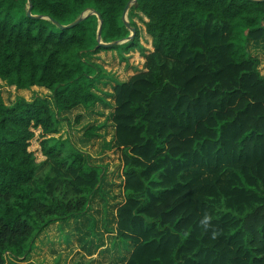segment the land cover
I'll return each instance as SVG.
<instances>
[{
	"label": "trees",
	"instance_id": "1",
	"mask_svg": "<svg viewBox=\"0 0 264 264\" xmlns=\"http://www.w3.org/2000/svg\"><path fill=\"white\" fill-rule=\"evenodd\" d=\"M128 1L0 0L1 85L45 87L51 100L7 105L0 90V264L24 261L50 224L84 216L101 188L106 165L51 135L69 123L64 112L106 104L98 84L109 74L94 55L144 50L129 17L133 39L97 47L130 35ZM131 9L152 51L112 93L124 194L115 233L133 245L125 264H264V60L250 52L264 40V0ZM38 129L40 162L29 150Z\"/></svg>",
	"mask_w": 264,
	"mask_h": 264
},
{
	"label": "rangeland",
	"instance_id": "2",
	"mask_svg": "<svg viewBox=\"0 0 264 264\" xmlns=\"http://www.w3.org/2000/svg\"><path fill=\"white\" fill-rule=\"evenodd\" d=\"M131 18L139 30V42L144 50H135L125 54L122 61L114 50L101 51L94 55L93 61L100 63L108 72L109 78L98 84L103 92L105 105H96L83 114L74 112L68 114L69 123L61 121L58 132L52 137L58 139L69 138L78 148L89 155L91 163L106 165V171L101 188L92 198L88 212L77 219L50 224L35 240L30 255L16 264H125L133 245L120 242L116 238V208L124 201L122 163L120 150L114 146V126L111 121L114 97L113 87L116 82L129 79L136 72L144 70V55L151 49L147 46L151 42L145 38L143 22L146 20L136 10H129L127 18ZM250 52L260 60H264V47L250 45ZM260 73L264 74L262 70ZM0 90L6 104L18 97L26 100L41 94L48 97V93L31 91L19 94L18 90L8 87L5 83ZM51 103L50 98L48 97ZM80 114V119L75 120ZM98 125L97 135L85 137L84 132L91 126ZM38 136V137H37ZM39 135L30 142L29 150L35 155L36 161H43L39 146ZM37 147V149L35 148Z\"/></svg>",
	"mask_w": 264,
	"mask_h": 264
},
{
	"label": "water",
	"instance_id": "3",
	"mask_svg": "<svg viewBox=\"0 0 264 264\" xmlns=\"http://www.w3.org/2000/svg\"><path fill=\"white\" fill-rule=\"evenodd\" d=\"M135 1L136 0H130V1H128L127 4L125 5L124 9H123V12H122V19L124 21V24L128 28V30L130 31V35L127 38H125V39L118 40V41H115V42H110V43H104V42L99 41L97 47L108 48V47H111V46H115V45H118V44L127 42L130 39H133V37L136 34V28L135 27H132L129 24V22L127 20V14H128V11L130 10L132 4ZM30 7H31V3L29 2V7H28V11H27V15H29V16H31L30 15ZM87 15H88V12H84V13L81 14V16L78 19H76L74 22L70 23L69 25H66V26H62V25H59V24L58 25H59L60 28H71V27L75 26L76 24H78ZM96 15H97V17L99 19V22H100V26H99V29H98V37L100 38L102 19H101V17H100L99 14H96ZM33 17H36V16H33Z\"/></svg>",
	"mask_w": 264,
	"mask_h": 264
},
{
	"label": "crops",
	"instance_id": "4",
	"mask_svg": "<svg viewBox=\"0 0 264 264\" xmlns=\"http://www.w3.org/2000/svg\"><path fill=\"white\" fill-rule=\"evenodd\" d=\"M150 42H151V39H150ZM254 44V43H253ZM252 44V45H253ZM255 45V44H254ZM258 46H260V47H264V40H261V41H259L258 42V44H257ZM151 51H152V49H151ZM261 75H263L264 76V74H262V73H260ZM8 87H10V88H15V86H8ZM15 90H18V92H19V94H24V93H30L31 91H39V92H46V93H48L49 95H50V91L48 90V89H46L45 87H41V86H32V87H30V88H28V89H16L15 88ZM40 96H41V94H40ZM33 98H31V100H32ZM16 100V99H15ZM15 100L14 101H12L11 103H9V104H7V105H11V104H13L14 102H15ZM27 101H30V99H27ZM98 105V104H97ZM101 105V104H100ZM74 110H76V111H74ZM113 110H114V108H113ZM78 112V113H81V114H83L84 112H86V109L85 108H83L82 106H78V107H76L75 109H73V110H71V111H68V112H64L63 114L64 115H68V114H71L72 112ZM78 115H80V114H78ZM81 116V115H80ZM82 117V116H81ZM37 132H38V135H39V133H40V130L38 129V130H36ZM38 137V136H37ZM40 150V149H39ZM40 153H41V151H40ZM42 155V154H41ZM43 156V155H42ZM44 157V156H43ZM45 158V157H44Z\"/></svg>",
	"mask_w": 264,
	"mask_h": 264
}]
</instances>
